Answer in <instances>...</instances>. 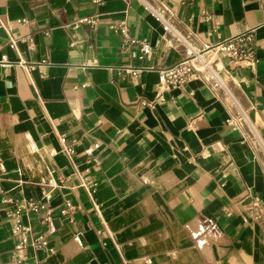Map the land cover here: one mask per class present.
Masks as SVG:
<instances>
[{"label": "crops", "instance_id": "1", "mask_svg": "<svg viewBox=\"0 0 264 264\" xmlns=\"http://www.w3.org/2000/svg\"><path fill=\"white\" fill-rule=\"evenodd\" d=\"M171 3L197 48L257 28V67H227L225 78L264 141V0ZM96 15V27H71ZM0 19L34 39L16 51L0 28V264H18L19 242L2 201L45 194L46 209L22 217L21 264H264V224L251 217L252 200L264 204L263 158L202 82L159 97L158 69L184 50L136 1L0 0ZM122 21L151 43L150 58L123 49L111 28ZM132 67L144 70H123ZM62 135L74 141L72 161ZM39 237L56 253L36 249Z\"/></svg>", "mask_w": 264, "mask_h": 264}, {"label": "built area", "instance_id": "2", "mask_svg": "<svg viewBox=\"0 0 264 264\" xmlns=\"http://www.w3.org/2000/svg\"><path fill=\"white\" fill-rule=\"evenodd\" d=\"M106 0H92L96 6L104 5ZM129 6L132 1H136L143 10L156 20L162 27L165 33L172 35L173 39L183 48V58L177 64L160 68L159 80L155 85L156 92L163 99L164 94L170 90H182L193 81L202 82L216 97L223 100L229 105V111H235V114L228 120V125L234 130L240 131L243 138L251 147L258 152L263 158L264 166V141L261 138L259 131L252 125L247 112L242 110L237 102V99L232 92L228 80L225 78L230 75L227 67L234 66L237 68L255 69L259 63V58L256 55L254 48L257 28H251L237 36L230 38L219 39L215 44H203L201 48L194 46L190 36L181 34L176 29L178 21L177 11L172 6V0H123ZM18 24L26 25L27 20H19ZM99 24L98 15L93 17H79L72 21L71 27L80 28L83 26L96 27ZM0 28H4L9 36L8 46L18 51L20 43L28 45L29 49L34 46L32 36L24 38H16L11 32V26L4 25L0 19ZM111 28L119 33L123 38V49L136 47L140 53V59L150 58L153 54V46L148 40L133 39L130 35L129 28L125 21L119 24H113ZM46 36L50 32L45 33ZM1 64H9L7 57L2 56ZM16 65L25 68L28 72L35 66L28 64L25 60H21ZM126 74L136 76L144 68L132 67L123 69ZM44 75V74H43ZM61 151L72 161L74 151V141H70L65 135L59 138ZM54 154V151H51ZM84 186L91 185V182H83ZM2 191L0 181V192ZM48 195L45 194L43 199L35 200L33 198H23L21 200L4 199L2 202L9 205V217L13 221L12 233L19 237L18 245L16 246L17 263L21 264L23 251L27 248L28 239L25 234L27 229L22 223V217L30 213H40L47 207ZM74 207L68 202L64 214L70 213ZM251 217L253 220L264 224V204L259 198H254L251 204ZM49 220V218L47 219ZM36 249L46 250L53 255L56 251L49 248L48 241L44 237L36 238L32 244ZM146 264H151L152 259H145ZM125 264H132L125 262Z\"/></svg>", "mask_w": 264, "mask_h": 264}]
</instances>
